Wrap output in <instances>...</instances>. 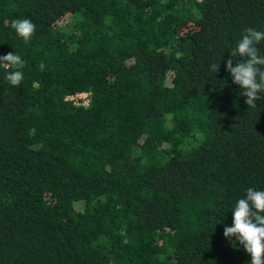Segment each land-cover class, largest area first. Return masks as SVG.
Returning <instances> with one entry per match:
<instances>
[{"label":"trees","instance_id":"1","mask_svg":"<svg viewBox=\"0 0 264 264\" xmlns=\"http://www.w3.org/2000/svg\"><path fill=\"white\" fill-rule=\"evenodd\" d=\"M248 27L264 0H0L25 61L0 63V264H250L223 235L264 190V96L226 71Z\"/></svg>","mask_w":264,"mask_h":264},{"label":"clouds","instance_id":"2","mask_svg":"<svg viewBox=\"0 0 264 264\" xmlns=\"http://www.w3.org/2000/svg\"><path fill=\"white\" fill-rule=\"evenodd\" d=\"M11 28L16 34L23 38L24 42L30 41L36 30V25L30 19H14ZM264 41V31H257L252 27L244 30V35L239 40L236 49L231 53L232 57H246L233 66V60L226 62V71L230 73L234 84L243 89V96L247 99L245 103L249 108L257 106V101L264 96V55H261L257 47ZM0 63L9 71L6 75L7 81L12 86H17L23 80V69L25 61L15 53L0 56ZM45 65H38L42 71ZM220 65L212 64L211 71L216 73ZM233 224H225L223 235L232 240L235 238L243 246L246 253L250 254V264H264V190L248 188L246 195L240 198L234 208L231 209Z\"/></svg>","mask_w":264,"mask_h":264},{"label":"rangeland","instance_id":"3","mask_svg":"<svg viewBox=\"0 0 264 264\" xmlns=\"http://www.w3.org/2000/svg\"><path fill=\"white\" fill-rule=\"evenodd\" d=\"M69 98H72L75 102H77L78 100H82L83 102H86V98H85L84 93H78L75 95H71V96H69Z\"/></svg>","mask_w":264,"mask_h":264},{"label":"built area","instance_id":"4","mask_svg":"<svg viewBox=\"0 0 264 264\" xmlns=\"http://www.w3.org/2000/svg\"><path fill=\"white\" fill-rule=\"evenodd\" d=\"M81 103H85V102L82 101Z\"/></svg>","mask_w":264,"mask_h":264}]
</instances>
